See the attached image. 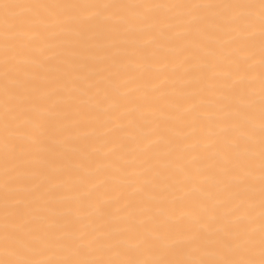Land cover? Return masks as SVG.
Segmentation results:
<instances>
[{
    "label": "bare ground",
    "instance_id": "6f19581e",
    "mask_svg": "<svg viewBox=\"0 0 264 264\" xmlns=\"http://www.w3.org/2000/svg\"><path fill=\"white\" fill-rule=\"evenodd\" d=\"M0 264H264V0H0Z\"/></svg>",
    "mask_w": 264,
    "mask_h": 264
}]
</instances>
